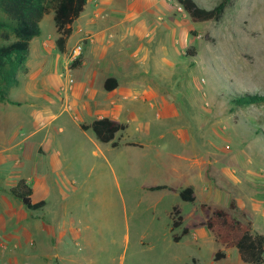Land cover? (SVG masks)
I'll use <instances>...</instances> for the list:
<instances>
[{
  "label": "rangeland",
  "instance_id": "374dc122",
  "mask_svg": "<svg viewBox=\"0 0 264 264\" xmlns=\"http://www.w3.org/2000/svg\"><path fill=\"white\" fill-rule=\"evenodd\" d=\"M196 1L224 4L222 18L193 23L176 0H87L64 53L53 11L41 21L0 99V161L8 187L25 177L46 205L0 221V264H241L203 203L264 235V102L238 103L264 96V0ZM99 94L129 126L116 148L78 125Z\"/></svg>",
  "mask_w": 264,
  "mask_h": 264
},
{
  "label": "trees",
  "instance_id": "16d2710c",
  "mask_svg": "<svg viewBox=\"0 0 264 264\" xmlns=\"http://www.w3.org/2000/svg\"><path fill=\"white\" fill-rule=\"evenodd\" d=\"M188 14L193 23L218 21L224 13V4L208 9L199 5L196 0H176ZM87 0H0V99L7 100L8 90L16 83L18 73L27 61L31 41L40 36V23L52 10L58 38L56 46L61 53L67 48L73 34V24L85 11ZM79 61L73 63L75 68ZM118 81L111 77L105 83L107 91L117 88ZM264 102V96L248 95L238 99L242 105ZM83 130H92L96 139L103 143H111L113 147L119 144L115 141L117 134L127 129V124L109 117L94 120L90 125H82ZM167 186L152 187L151 190H164ZM11 194L19 199L29 210H39L45 207L44 200H33L34 190L25 179H21L11 189ZM183 202L195 201V190L189 186L178 191ZM201 209L205 216L204 226L214 233L218 242L229 248H236L246 264H264V235L255 233L251 221H242L224 209L212 210L203 203ZM234 208V205L231 204ZM178 212L177 208H174ZM182 218L174 221L172 229L181 225ZM189 234V229L182 230L181 235H174L179 242ZM225 257L218 252L216 259ZM193 264H198L194 261Z\"/></svg>",
  "mask_w": 264,
  "mask_h": 264
},
{
  "label": "crops",
  "instance_id": "0c3cea01",
  "mask_svg": "<svg viewBox=\"0 0 264 264\" xmlns=\"http://www.w3.org/2000/svg\"><path fill=\"white\" fill-rule=\"evenodd\" d=\"M82 17V15L80 16V18ZM79 18V19H80ZM77 21V20H76ZM75 21V22H76ZM74 25V24H73ZM73 33H74V29H73ZM73 37V34L72 36L70 37L69 41H68V44L70 43V40L71 38ZM67 44V46H68ZM30 53V52H29ZM29 56V55H28ZM28 59V58H27ZM115 78V77H114ZM117 79V78H116ZM107 91V90H106ZM108 92H112V91H108ZM105 93V92H104ZM101 94L104 96V94L102 93L101 91ZM101 94H99V97L97 98V101L95 100V103H93L91 105L90 108L88 107H85V110H87L89 113H88V117L87 119H91L89 120V123L88 124H85V125H90L94 120L96 119H101V118H104V117H109L113 120H116V121H119V122H123L125 123L121 117H122V110L120 112H111L110 115H107V108L102 104V99H103V96H100ZM128 118H124L127 120V123H129V120L134 118L131 114H128L126 115ZM79 127L81 130L82 129V125L83 124H79ZM127 131L129 130V126H127ZM83 131H86V130H83ZM89 131V130H87ZM129 142L126 143L127 146H133V145H128ZM119 146V145H118ZM117 146V147H118ZM113 147V146H112ZM116 148V147H114ZM6 152H9V151H0V154H5ZM0 167H4L5 168V171L4 173L0 176V221H2L3 219H5L6 217H10L14 214H20L22 212L23 215H21L22 217L26 216V213L24 211L27 212V210H29L19 199L15 198L12 194H11V189L17 185V183L21 180V179H25V177L19 179V181L14 184L13 186H10L8 187L7 186V183H6V180H5V177H6V173L9 171V167L8 165H6L5 163V160H1L0 161ZM26 180V179H25ZM27 181V180H26ZM27 183L29 184V182L27 181ZM30 185V184H29ZM31 186V185H30ZM164 186H167V185H164ZM32 187V186H31ZM168 187V186H167ZM33 188V187H32ZM152 188V187H151ZM34 189V188H33ZM168 190H173L172 188L168 187L167 188ZM181 190V189H180ZM179 191V190H178ZM177 191V192H178ZM41 201V200H40ZM35 202H38V201H35ZM3 204H7V208L5 209V211L2 210V205ZM2 210V211H1ZM33 211H37V210H33ZM40 232L39 234L41 233V231L43 230L42 227H40ZM0 230H1V227H0ZM21 236L25 239H27V237L31 234H28V231L25 230L24 232L21 230ZM38 234V235H39ZM239 256V261L241 262V264H246L245 262H243V260L241 259L240 255ZM39 258H35L37 260V262H40L41 260L43 261V257L42 256H38ZM40 259V260H39ZM39 260V261H38ZM44 264V262H43Z\"/></svg>",
  "mask_w": 264,
  "mask_h": 264
},
{
  "label": "built area",
  "instance_id": "2783aa9c",
  "mask_svg": "<svg viewBox=\"0 0 264 264\" xmlns=\"http://www.w3.org/2000/svg\"><path fill=\"white\" fill-rule=\"evenodd\" d=\"M76 52L80 53L81 52V47H79Z\"/></svg>",
  "mask_w": 264,
  "mask_h": 264
}]
</instances>
